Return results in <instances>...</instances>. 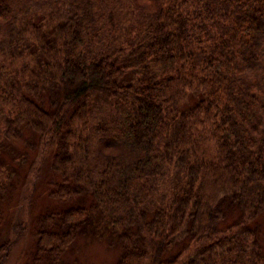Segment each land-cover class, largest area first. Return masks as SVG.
I'll return each mask as SVG.
<instances>
[{
  "label": "trees",
  "instance_id": "16d2710c",
  "mask_svg": "<svg viewBox=\"0 0 264 264\" xmlns=\"http://www.w3.org/2000/svg\"><path fill=\"white\" fill-rule=\"evenodd\" d=\"M4 226L0 264L26 228L48 264H264V0H0Z\"/></svg>",
  "mask_w": 264,
  "mask_h": 264
},
{
  "label": "rangeland",
  "instance_id": "374dc122",
  "mask_svg": "<svg viewBox=\"0 0 264 264\" xmlns=\"http://www.w3.org/2000/svg\"><path fill=\"white\" fill-rule=\"evenodd\" d=\"M1 229L0 239L8 238L10 236L8 227L4 226ZM12 231L13 242L4 264H48L45 259H34L35 242L31 228L18 232L16 236L13 229ZM91 236L90 233L78 235L56 264H115L119 255V247L117 249L111 241L106 240L107 233L102 238L100 236L95 239Z\"/></svg>",
  "mask_w": 264,
  "mask_h": 264
}]
</instances>
